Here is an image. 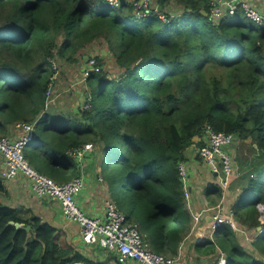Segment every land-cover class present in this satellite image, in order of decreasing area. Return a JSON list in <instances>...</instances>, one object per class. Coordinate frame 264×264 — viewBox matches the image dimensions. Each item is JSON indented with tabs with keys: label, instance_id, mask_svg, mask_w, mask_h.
Segmentation results:
<instances>
[{
	"label": "trees",
	"instance_id": "obj_1",
	"mask_svg": "<svg viewBox=\"0 0 264 264\" xmlns=\"http://www.w3.org/2000/svg\"><path fill=\"white\" fill-rule=\"evenodd\" d=\"M209 2L161 0L137 17L132 0L117 7L105 0H0V137L16 123L35 122L24 157L58 184L80 175L70 150L100 149L109 201L143 241L149 238L152 252L169 258L192 225L178 174L188 148H205L208 126L235 136L229 149L250 140L256 156L249 173L236 171L226 196L234 195L237 227L253 229L255 253L227 225L217 228L206 253L218 246L228 264H264V230L257 231V204L264 205V26L251 25L241 11L214 23ZM100 41L122 74L111 78L99 53L85 79L91 109L79 106L67 117L46 112L53 60L84 62L82 52ZM208 192L221 198L217 183ZM58 235L29 209L0 202V264H103Z\"/></svg>",
	"mask_w": 264,
	"mask_h": 264
},
{
	"label": "built area",
	"instance_id": "obj_2",
	"mask_svg": "<svg viewBox=\"0 0 264 264\" xmlns=\"http://www.w3.org/2000/svg\"><path fill=\"white\" fill-rule=\"evenodd\" d=\"M105 1L113 7L119 5V0ZM159 1L161 0H132L137 17L148 14L151 7L156 10ZM153 4L155 5L152 6ZM209 5L210 21L214 23H217L224 16L233 17L238 11H241L245 18L254 25L264 26V2L260 10L254 9L244 0H210ZM158 16L165 20V17L159 12ZM95 61V57H90L88 60V67H85L82 72L84 79L89 75L87 69L92 68ZM52 69L55 74L52 76V83L45 93L47 98L46 108L53 102V88L59 73L58 63L55 60L52 62ZM80 107L82 110L87 111L91 109L89 101H85ZM35 126V122L16 123L14 127L21 133L19 137H0V154L4 157V167L0 172L1 180L11 181L18 177L27 179L30 190L37 199L56 200L60 205L63 218L78 224L80 228L79 238L82 244L95 246L110 252L119 264H126L128 261L137 262L138 264H175V257H165L147 249L137 227L127 222L124 214L119 212L110 201L105 203L104 216L100 218L85 214L78 206L77 197L85 187L82 164L87 153L94 149L91 144L74 148L68 152V155L80 164V175L67 183L58 184L51 178L35 171L24 157V150L31 144V134ZM203 137L206 146L203 149H197L196 154L207 166L210 174L216 176L217 184L221 188V198L212 208L210 234H215L218 227L227 225L232 228L236 235H240L247 240L250 238L249 232L240 230L237 227L234 212L226 203V195L231 186V179L237 170V167L235 169L234 166L233 156L226 148L233 144L235 136L224 132H215L208 126ZM178 174L183 185V199L189 210L190 196L187 191L188 168L186 163L178 164ZM98 178L101 181V178ZM257 209L260 213L263 212L264 205L258 204ZM208 210L211 209L206 208L202 213ZM202 213L198 215L191 214L193 227L199 223ZM261 214L260 227H264V213ZM214 264H228L226 254L222 250L218 251Z\"/></svg>",
	"mask_w": 264,
	"mask_h": 264
},
{
	"label": "crops",
	"instance_id": "obj_3",
	"mask_svg": "<svg viewBox=\"0 0 264 264\" xmlns=\"http://www.w3.org/2000/svg\"><path fill=\"white\" fill-rule=\"evenodd\" d=\"M244 1L249 3L254 9L258 10L262 8L264 2V0ZM85 51H88L90 55H97L100 53L106 59L108 58L107 51L102 49L99 44L89 46ZM85 51L82 52V54L85 53ZM86 63L87 59L84 60L83 64ZM69 65L72 67H79L81 62ZM85 67L86 66L81 65L79 71L83 72ZM63 83L64 77L59 72L54 86L59 87L58 84ZM84 95L86 96L85 93ZM55 99L56 96H54L53 102L46 108V112L51 115L54 114L52 111L57 109V102ZM76 106L79 107L80 104H76ZM74 110L75 109L73 108L71 112H74ZM71 112H69V114H72ZM20 134V131L14 127L10 130L9 137L17 138ZM227 150L230 149L227 148ZM100 156V149H93L85 156L82 164L85 187L77 197L78 206L82 209V211L89 216L98 218L104 216V206L105 203L109 201L110 196L109 187L98 178L100 177V171L102 172L101 165L99 164ZM187 156V191L190 196L189 212L190 214L198 215L206 208L211 210L202 213L199 223L194 227L192 225V228L186 234L178 247L175 264H214L216 258L214 254L212 255L210 253H206V250L209 249L206 244L210 241H216L215 234H210L209 226L212 218V208L219 202L220 199L217 200L215 194H213V192H208V189H210L213 183H217V178L216 176L210 174L208 168H206L204 163L197 157V154L194 157H191L190 154L187 153ZM2 167H4V157L0 154V172ZM0 181L6 189V193L4 195H0V202L3 205L13 208L29 209L33 215L40 217L44 222L56 228L59 234L58 239L60 243L73 247L75 252L92 262L116 264L112 261L114 256L110 252L108 253L95 246H85L82 244L79 238L80 228L78 224L64 219L61 213L60 205L54 200L37 199L31 192L27 179L18 177L11 181H4L1 179ZM234 200V195L227 197V205L231 207ZM126 264L138 263L128 261Z\"/></svg>",
	"mask_w": 264,
	"mask_h": 264
},
{
	"label": "rangeland",
	"instance_id": "obj_4",
	"mask_svg": "<svg viewBox=\"0 0 264 264\" xmlns=\"http://www.w3.org/2000/svg\"><path fill=\"white\" fill-rule=\"evenodd\" d=\"M154 5L155 4H153L152 6H154ZM168 11H169L168 8L165 9V12H168ZM249 22L251 25H254L253 23H251V21H249ZM97 44H99L102 47V49L106 50L105 49L106 46H105V44L103 45L102 41H100ZM94 45L95 44H93V46ZM89 56L94 57L96 55H90L88 51H85V53H83L81 57H84V59H86L88 57V60H89L90 59ZM104 61H105L104 70L109 74V76L111 78L112 77L116 78L117 76L122 74L121 71L117 68L113 58L108 56V58L106 59L104 57ZM81 65L88 67V63L83 64V62H81ZM81 65H79V67H72L69 65V63H58V69H59L60 74H62V76L64 77V83L58 84L59 87L54 86V88H53V94H54V96H56L55 100L57 102V105H56L57 109L52 111V113L54 112L53 115L67 117V115L69 114V112H71V110L73 108L76 110V108H77L76 104H80V106H82L84 104V102H85L84 93H85V91H87V89H86L87 87L85 84V79L82 76V72L79 71V69L81 68ZM71 113H73V112H71ZM240 144H241V147L239 146L238 149H236V151H235V149H230L229 153L232 154L233 159H234V163L236 164V167L238 168L236 170L237 173L240 172L241 175L243 176V174H245V172H246L247 163L250 162L251 159L256 156V154L252 153V151H251V141L250 140H246V141H244V143H240ZM187 153H189L191 157H194L196 155V148L195 147H189L187 150ZM206 168H207V166H206ZM248 173H249V171L247 170L246 174H248ZM244 176H246V175H244ZM120 192L121 191L118 188H116V193L119 194ZM121 196H123V195H121ZM231 196H233V195L231 194ZM55 202H57V201L55 200ZM261 213H264V211ZM262 230H264V227H262L258 231L261 232ZM248 232L250 234V238L245 240L244 238L242 239V237L239 236V238H241V239H239V241L241 243H243L244 246L246 247V249H248L251 253H255V250L252 247V242H253L256 235L254 234L253 229H249ZM147 241L148 242H145V241H143V242H144L146 248L151 251V249L149 248V244H148L149 238H147ZM219 250H221V249L217 246L215 248V251H214L215 258L217 257ZM106 252H108V251H106ZM262 259H264V258H262ZM112 261L114 262L113 258H112Z\"/></svg>",
	"mask_w": 264,
	"mask_h": 264
},
{
	"label": "water",
	"instance_id": "obj_5",
	"mask_svg": "<svg viewBox=\"0 0 264 264\" xmlns=\"http://www.w3.org/2000/svg\"><path fill=\"white\" fill-rule=\"evenodd\" d=\"M87 59V62H88V57L86 58ZM94 71V68H89V69H87V72L89 73V74H91L92 72ZM86 97H87V95H86ZM8 225H11V226H15L16 228H20L21 227V225L19 224V223H15V222H9L8 223ZM27 232H29L30 230H31V227L30 226H25V227H23ZM262 227H257V229L258 230H260ZM113 260H114V262L116 263V264H119L118 262H117V260H116V258L115 257H113Z\"/></svg>",
	"mask_w": 264,
	"mask_h": 264
},
{
	"label": "clouds",
	"instance_id": "obj_6",
	"mask_svg": "<svg viewBox=\"0 0 264 264\" xmlns=\"http://www.w3.org/2000/svg\"><path fill=\"white\" fill-rule=\"evenodd\" d=\"M230 188H231V186H230ZM229 191H230V189H229ZM258 205V204H257ZM261 205H263V204H261ZM260 227V226H259ZM247 232H248V230H246ZM257 231H258V229H257Z\"/></svg>",
	"mask_w": 264,
	"mask_h": 264
}]
</instances>
